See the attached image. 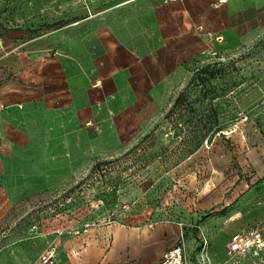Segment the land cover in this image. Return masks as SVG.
I'll return each instance as SVG.
<instances>
[{"label":"crops","instance_id":"obj_1","mask_svg":"<svg viewBox=\"0 0 264 264\" xmlns=\"http://www.w3.org/2000/svg\"><path fill=\"white\" fill-rule=\"evenodd\" d=\"M92 1L99 15L75 19L80 10L64 9L68 0H48L43 25L38 0L0 5L8 8L7 19L24 27L0 37L4 209L84 178L98 161L125 153L153 130L178 56L176 47L169 50V35L184 43L191 34L197 41L196 26L215 25L247 40L264 30V0ZM187 230L176 220L93 227L70 239L65 260L156 264Z\"/></svg>","mask_w":264,"mask_h":264},{"label":"rangeland","instance_id":"obj_2","mask_svg":"<svg viewBox=\"0 0 264 264\" xmlns=\"http://www.w3.org/2000/svg\"><path fill=\"white\" fill-rule=\"evenodd\" d=\"M38 3L43 25L48 0ZM97 5L68 0L64 9L80 10L75 19H95ZM7 9L0 6V37L24 28L5 17ZM195 31L197 41L191 34L184 43L168 37L178 56L150 135L82 179L0 207V264H67L70 239L93 227L164 220L188 229L187 264H264V247L257 254L226 252L236 229L264 233V30L247 40L215 25ZM181 92L185 97L169 114ZM199 132L203 142L196 147Z\"/></svg>","mask_w":264,"mask_h":264},{"label":"built area","instance_id":"obj_3","mask_svg":"<svg viewBox=\"0 0 264 264\" xmlns=\"http://www.w3.org/2000/svg\"><path fill=\"white\" fill-rule=\"evenodd\" d=\"M7 0H0V4ZM223 1V0H220ZM1 142V139H0ZM185 239L167 250L164 257L156 264H186ZM264 247V233L255 226L234 232L227 243V253L235 255L257 254ZM51 253L45 254L43 259L49 261Z\"/></svg>","mask_w":264,"mask_h":264},{"label":"trees","instance_id":"obj_4","mask_svg":"<svg viewBox=\"0 0 264 264\" xmlns=\"http://www.w3.org/2000/svg\"><path fill=\"white\" fill-rule=\"evenodd\" d=\"M185 97V94L183 93V92H181L178 96H177V98H176V100H175V102H174V104H173V107L170 109V111H169V114L170 113H172L173 111H174V108H176V107H178L179 105H180V103H181V101L183 100V98ZM156 129V128H155ZM155 129H153V131L155 130ZM152 133V131L151 132H149L148 134H146V136H148V135H150ZM145 136V137H146ZM203 136H204V133L203 132H199V137H198V141H197V143H196V147H198L199 145H201V143L203 142ZM102 161V160H101ZM101 161H98L97 162V164L99 163V162H101ZM96 164V165H97ZM95 165V166H96ZM95 166H94V168H95ZM93 168V169H94Z\"/></svg>","mask_w":264,"mask_h":264},{"label":"bare ground","instance_id":"obj_5","mask_svg":"<svg viewBox=\"0 0 264 264\" xmlns=\"http://www.w3.org/2000/svg\"><path fill=\"white\" fill-rule=\"evenodd\" d=\"M223 1H226V0H223Z\"/></svg>","mask_w":264,"mask_h":264}]
</instances>
